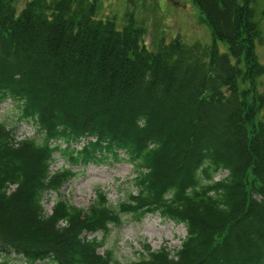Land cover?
Wrapping results in <instances>:
<instances>
[{
  "label": "trees",
  "instance_id": "1",
  "mask_svg": "<svg viewBox=\"0 0 264 264\" xmlns=\"http://www.w3.org/2000/svg\"><path fill=\"white\" fill-rule=\"evenodd\" d=\"M14 2L0 0V105L34 134L0 123V264L115 263L100 252L106 236L148 213L186 235L173 253L145 245L131 264H264L254 0H192L214 42L176 37L155 52L131 16L119 29L94 1L29 0L18 16ZM114 162L133 168L115 205L97 189L87 208L59 198L45 211L75 169Z\"/></svg>",
  "mask_w": 264,
  "mask_h": 264
},
{
  "label": "rangeland",
  "instance_id": "2",
  "mask_svg": "<svg viewBox=\"0 0 264 264\" xmlns=\"http://www.w3.org/2000/svg\"><path fill=\"white\" fill-rule=\"evenodd\" d=\"M29 0H15L16 16ZM52 1V0H47ZM94 1L97 18L104 20L114 18L120 29L128 16H131L138 27L144 30L143 42L150 52H155L160 42L168 43L178 37L185 44L200 43L210 45L214 42L211 29L203 15L192 0H87ZM254 19L259 27L260 40L256 44L258 62L264 68V0H254ZM221 52L227 51L224 43L216 41ZM257 89L264 94V74L257 79ZM17 112L10 103L0 105V123L5 122L16 127L18 139L34 134L28 123L17 121ZM64 165L57 159L52 165L57 169ZM78 172L58 194L48 193L44 196L43 205L47 213L60 198L71 205L87 208L96 197V190L103 191L112 205L124 198L132 190L130 183L133 168L128 162H114L106 166L89 165L75 169ZM226 175L223 172L215 179ZM123 224L112 228L105 238L103 250H111L115 259L112 264H131L145 255L144 246L152 251L166 247L172 253L180 248L186 235L182 224L174 223L161 217L158 213H148L140 219L131 215L122 218ZM98 238L102 233L97 234Z\"/></svg>",
  "mask_w": 264,
  "mask_h": 264
}]
</instances>
